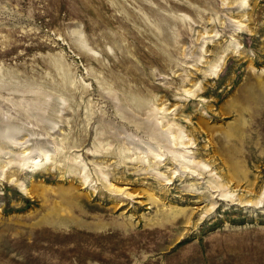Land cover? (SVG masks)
<instances>
[{"label":"rangeland","instance_id":"obj_1","mask_svg":"<svg viewBox=\"0 0 264 264\" xmlns=\"http://www.w3.org/2000/svg\"><path fill=\"white\" fill-rule=\"evenodd\" d=\"M0 264H264V0H0Z\"/></svg>","mask_w":264,"mask_h":264},{"label":"bare ground","instance_id":"obj_2","mask_svg":"<svg viewBox=\"0 0 264 264\" xmlns=\"http://www.w3.org/2000/svg\"><path fill=\"white\" fill-rule=\"evenodd\" d=\"M218 65L219 64H215V69H214L215 72H217V69H218L217 66ZM215 75H218V72ZM186 90L188 92H191V90H189V89H186ZM251 94H252V91H250L249 89H247V90L245 89L244 96L246 97V99L249 98V97L251 98ZM254 96H252V97H254ZM174 141L175 142L177 141V144H178V146L176 144L177 147L183 148V152L180 151L179 149L172 150L173 152H171V153H174V155H175L174 156V160L172 159L173 161H171L170 164H166L167 165L166 166L167 169L165 171H161V170L160 171H158V170L155 171L156 176L159 177V178H161L163 180L164 184L174 183V181H172V179L173 180L174 179L176 180V178L178 176L187 175L188 172H189V176L199 175L198 177H203V174H204L205 171L212 170V167H210L207 164L208 162L206 163V161H203L202 159H196L193 156L194 151H192L191 149H187V147L193 146L195 141H193L192 137L185 136L182 133V129L179 128V132H178L177 136H175ZM28 153H30V152L27 149L21 150V154H23V155H27ZM154 157H155L154 162L155 163L156 162L159 163L160 164V167L162 165L163 160H165L167 158V156L164 157L159 152L155 153ZM42 160H43V158H38V157L34 156L33 157V160H32V164H29L30 166H33V168L31 167V169L38 168V166L40 164H42ZM168 162L166 161L164 163H168ZM19 163L21 164V166L23 164H25V162H22V161H20ZM185 172H187V173L185 174ZM210 172H211L210 174H215V171H210ZM85 179H87V178H85ZM19 184H20L21 190L24 193H28L29 194V188H28V186L26 184H24L23 182H20ZM214 186H217V185L215 184ZM111 189L116 190V191L120 190V188L118 186L117 187L115 186L114 188L112 187ZM224 195H227L228 196L230 194H228L227 191H226L224 193ZM261 201H262L261 198H259L258 199V202H261Z\"/></svg>","mask_w":264,"mask_h":264}]
</instances>
